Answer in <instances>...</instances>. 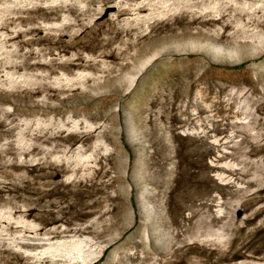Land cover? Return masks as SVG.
I'll return each instance as SVG.
<instances>
[{
	"label": "rangeland",
	"instance_id": "374dc122",
	"mask_svg": "<svg viewBox=\"0 0 264 264\" xmlns=\"http://www.w3.org/2000/svg\"><path fill=\"white\" fill-rule=\"evenodd\" d=\"M84 245L264 264V0H0V264Z\"/></svg>",
	"mask_w": 264,
	"mask_h": 264
},
{
	"label": "bare ground",
	"instance_id": "6f19581e",
	"mask_svg": "<svg viewBox=\"0 0 264 264\" xmlns=\"http://www.w3.org/2000/svg\"><path fill=\"white\" fill-rule=\"evenodd\" d=\"M216 48H217V46H216ZM215 48V49H216ZM220 48V47H219ZM146 212V211H145ZM147 215V214H146ZM86 244V243H85ZM79 247V246H78ZM76 249H77V247H76ZM89 249H88V247L86 246V245H84V246H82V248H81V251L79 252V254L78 255H76L77 256V258L76 259H72L76 264H86L87 263V261H86V259H84V257H85V254H84V252L85 251H88ZM98 252V251H97ZM96 253V252H95ZM90 254H92V253H90ZM99 254V253H98ZM98 254H96V255H98ZM56 255H58V254H56ZM95 255V256H96ZM100 255V254H99ZM62 256H64V255H62ZM87 256V255H86ZM93 256V255H92ZM95 256H93L92 258H90V259H93V258H95ZM64 257H66V256H64ZM69 257V256H68ZM67 258V257H66ZM70 258V257H69ZM74 258V257H73ZM86 258H89V257H86ZM64 259V258H63ZM90 259H88V261L90 260ZM65 260V259H64ZM85 260V261H84ZM62 261V260H61ZM66 261V260H65ZM72 263V262H71ZM67 264V263H66Z\"/></svg>",
	"mask_w": 264,
	"mask_h": 264
}]
</instances>
